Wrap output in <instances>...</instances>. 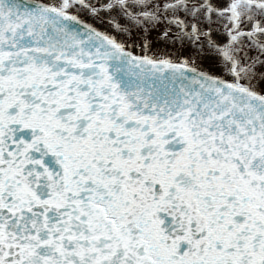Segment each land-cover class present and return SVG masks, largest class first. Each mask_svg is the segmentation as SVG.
<instances>
[{
    "label": "snow or ice",
    "instance_id": "6c2138e0",
    "mask_svg": "<svg viewBox=\"0 0 264 264\" xmlns=\"http://www.w3.org/2000/svg\"><path fill=\"white\" fill-rule=\"evenodd\" d=\"M0 264H264V0H0Z\"/></svg>",
    "mask_w": 264,
    "mask_h": 264
}]
</instances>
